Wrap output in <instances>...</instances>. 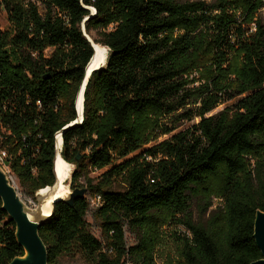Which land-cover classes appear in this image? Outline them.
<instances>
[{
	"label": "trees",
	"instance_id": "16d2710c",
	"mask_svg": "<svg viewBox=\"0 0 264 264\" xmlns=\"http://www.w3.org/2000/svg\"><path fill=\"white\" fill-rule=\"evenodd\" d=\"M0 9L10 22L0 28L3 166L35 200L56 183L62 133L72 183L106 170L41 227L49 264H156L169 223L185 230L183 264L262 258L253 235L264 212V0H0ZM83 27L109 55L90 77L79 122L95 53ZM182 119L196 121L169 127ZM23 255L0 200V264Z\"/></svg>",
	"mask_w": 264,
	"mask_h": 264
},
{
	"label": "water",
	"instance_id": "95a60500",
	"mask_svg": "<svg viewBox=\"0 0 264 264\" xmlns=\"http://www.w3.org/2000/svg\"><path fill=\"white\" fill-rule=\"evenodd\" d=\"M83 31L84 36L94 49V42L86 34L84 27ZM90 63L86 68L85 78L82 82L84 93L93 72L102 68L98 67L88 73ZM83 111L84 105L81 112L82 117ZM56 185L57 178L54 186L47 187L52 191L50 194L42 196L39 194L41 190L36 192L35 201L37 202V207L32 208L23 199L14 178L0 166V200L2 202V210L8 215L10 221L14 223L17 243L24 250V255L16 257L10 264H49L47 247L40 237L41 227L52 217L55 204L65 201L68 205L73 206L76 199L83 198L86 194V189H75L67 199H56ZM51 197L52 209L49 212H45L43 207ZM253 238L261 252L262 258L251 264H264V212L260 210L256 213Z\"/></svg>",
	"mask_w": 264,
	"mask_h": 264
},
{
	"label": "rangeland",
	"instance_id": "374dc122",
	"mask_svg": "<svg viewBox=\"0 0 264 264\" xmlns=\"http://www.w3.org/2000/svg\"><path fill=\"white\" fill-rule=\"evenodd\" d=\"M0 28L2 30H7L8 28H10V22L8 20V14L3 9H0ZM89 37H91V40L93 41V39L95 38V34H92ZM48 52L50 53L51 50H49ZM199 74H200L199 71H194L193 74L191 75L190 79L191 80H193L195 78L199 79V77H200ZM197 84H198V82H197ZM233 104H234L233 102L223 103L217 109H215L211 113V115L217 114L218 112H221V111H224L226 108L231 107ZM194 121H196V120H194ZM194 121L190 122V121H187L185 119L184 120L182 119L179 122L174 121V122L169 123V127L170 128L176 127L175 132H180V131H183V130L190 128ZM167 137L168 136L161 137L160 141L166 139ZM152 144H153V142L148 144L147 147H149ZM71 166H72V173H73L75 170V167L72 164H71ZM105 171L106 170H98V169L90 170L86 177H83L78 181V183H77L78 185L72 183V181H71L72 174H71V177L69 178V180L66 183L67 187L70 189L69 195L75 189H87V181L88 180L98 182L99 179L102 178V175L105 173ZM15 184H16L19 192L21 193L23 199L26 201V203L32 208L37 207V202L30 195L26 194L20 188L19 182L17 181V179L15 181ZM115 189L119 190L118 187H115ZM212 204H213L215 209L220 208L222 206L221 200L219 198H216V197L212 198ZM88 222L90 224V231L92 232V234L95 235V237L99 238L100 240H103L102 233H101V230L98 226V223L95 222L91 216L88 217ZM125 232H126L127 245L128 246L133 245L134 239H133V236H132L131 232L129 231L128 227L125 228ZM159 233H160L161 239H160L159 244L155 248V263L156 264H183V259L180 255L181 251L179 249L180 244H179L178 239L180 236L183 237L185 235V230L169 223V224L162 226L159 230ZM58 264H86V262L84 261V259L82 257H76V258L63 257L60 259Z\"/></svg>",
	"mask_w": 264,
	"mask_h": 264
},
{
	"label": "bare ground",
	"instance_id": "6f19581e",
	"mask_svg": "<svg viewBox=\"0 0 264 264\" xmlns=\"http://www.w3.org/2000/svg\"><path fill=\"white\" fill-rule=\"evenodd\" d=\"M89 38L91 39V37ZM94 50H95L94 57L89 65L88 73H90L92 70L98 67H104L106 65L107 58L109 55V49L102 45L94 43ZM83 105H84V86L81 85L80 91L78 93V97L76 100V108L79 114H81L82 112ZM58 141H59V146L61 147L62 143H61L60 137L58 138ZM54 172L57 178V185L55 189L56 199H66L68 198L69 193H70L69 191L70 189L67 187L66 183L71 177L72 166L71 164H69L62 158V156L60 155V149L58 150L57 156L55 158ZM14 180L16 181L15 178ZM51 192H52L51 189L47 188V189L41 190L39 194L44 196V195L50 194ZM51 209H52V197L48 199L47 204L43 207V210L45 212H49Z\"/></svg>",
	"mask_w": 264,
	"mask_h": 264
},
{
	"label": "built area",
	"instance_id": "2783aa9c",
	"mask_svg": "<svg viewBox=\"0 0 264 264\" xmlns=\"http://www.w3.org/2000/svg\"><path fill=\"white\" fill-rule=\"evenodd\" d=\"M77 112H78V110H77ZM81 117H82L81 114H79V112H78V118H79L78 121L79 122H82V120H83V117L82 118ZM59 137L61 138V143H62V146H63L62 133H58L57 134V146H56L57 152L60 149V153H61L62 146L61 147L59 146V141H58ZM5 158H6V153L0 150V166L4 170H6V172H8L10 174V172L7 170V168H5L3 166ZM99 203H100V198H95L94 200H92V206H97Z\"/></svg>",
	"mask_w": 264,
	"mask_h": 264
}]
</instances>
